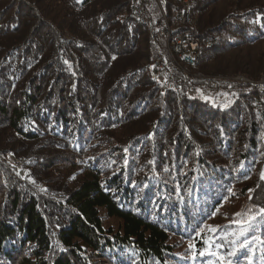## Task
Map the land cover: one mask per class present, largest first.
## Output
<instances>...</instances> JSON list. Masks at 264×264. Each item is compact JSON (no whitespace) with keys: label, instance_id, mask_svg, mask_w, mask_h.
Wrapping results in <instances>:
<instances>
[{"label":"trees","instance_id":"16d2710c","mask_svg":"<svg viewBox=\"0 0 264 264\" xmlns=\"http://www.w3.org/2000/svg\"><path fill=\"white\" fill-rule=\"evenodd\" d=\"M217 1L193 0L204 74L264 40V0ZM156 53L129 0H0V264H264V91L160 92Z\"/></svg>","mask_w":264,"mask_h":264},{"label":"built area","instance_id":"2783aa9c","mask_svg":"<svg viewBox=\"0 0 264 264\" xmlns=\"http://www.w3.org/2000/svg\"><path fill=\"white\" fill-rule=\"evenodd\" d=\"M132 1V16L143 17L150 20L154 37H158L157 39L154 38V46L157 53L153 57V69L159 76L161 88L164 90V86H176L178 89H181L187 82L192 84L193 79L189 77L190 75L188 72V67H191L190 55H195L196 47L200 43H207V40L197 41V32L189 29L188 13L190 9V0H177V4L174 6V9H176V27L181 28V36L177 38L175 45H168V43L165 42V30H167V27L163 0ZM209 38H212V36H209ZM170 48H177V58H170ZM168 68L175 72L176 78L170 83H165L162 80V75L164 72L168 71ZM261 107L262 103L256 105V108ZM7 160L15 168H19L22 163V159L17 156H15V158L7 157Z\"/></svg>","mask_w":264,"mask_h":264},{"label":"rangeland","instance_id":"374dc122","mask_svg":"<svg viewBox=\"0 0 264 264\" xmlns=\"http://www.w3.org/2000/svg\"><path fill=\"white\" fill-rule=\"evenodd\" d=\"M228 0H218L212 6V10L218 13L227 3ZM169 11V10H168ZM193 20V16H192ZM194 23V20L192 21ZM194 30H196L195 23L193 24ZM198 33V32H197ZM150 34V33H149ZM215 37V36H214ZM158 38V37H154ZM161 41V40H160ZM159 41V42H160ZM158 42V43H159ZM162 43V42H160ZM159 43V46H160ZM207 74L196 70L194 67H188L189 77L193 79L192 84L186 83L190 88H195L198 95L204 97L205 99H213L210 94L206 93L203 88L196 86L195 81L198 79H204L210 76H216L217 78H224L225 81H235L238 83L250 84L259 89H264V40H260L252 44L251 46H245L242 48H235L227 53H225L220 59L214 61L206 68ZM215 72H222L223 75H215ZM251 77H259L258 80H253ZM215 102L222 105L227 104L226 97H215ZM106 223L117 224L118 221L109 218L106 220ZM241 227V226H239ZM222 253L227 258V253L231 251L239 252V248L234 244L229 246V250L225 246H221ZM207 260V259H205ZM202 260L197 261L196 264H201ZM209 264H213L210 260L207 261Z\"/></svg>","mask_w":264,"mask_h":264},{"label":"bare ground","instance_id":"6f19581e","mask_svg":"<svg viewBox=\"0 0 264 264\" xmlns=\"http://www.w3.org/2000/svg\"><path fill=\"white\" fill-rule=\"evenodd\" d=\"M168 6V0H163V9L165 14V22L167 30H165V42L168 43V45H175L177 38L181 36V28L176 27V9L174 7L170 8V10H167ZM192 9H193V0H190V9L188 13V20H189V29L191 31L196 32L194 29V23L192 22ZM129 15L130 17L137 22L139 25L145 27L148 32L150 33L152 37V43L154 44V32L152 24L150 23V20H147L143 17H135L133 15V1L129 0ZM197 28V27H196ZM211 35H202L197 33V41H205L207 40V43H200L196 47V53L195 55H190V66L195 67L196 64L199 62V59L203 53L204 50L211 49L214 47L217 43L216 37L212 36V38H209ZM170 58H177V48H170ZM149 79L155 84V87L160 91L164 92L168 89H178L176 86H164L161 88V84H159V76L153 69V59L150 62L149 70H148ZM264 91V89H262ZM8 158H15L14 155L11 153L7 156Z\"/></svg>","mask_w":264,"mask_h":264},{"label":"snow or ice","instance_id":"6c2138e0","mask_svg":"<svg viewBox=\"0 0 264 264\" xmlns=\"http://www.w3.org/2000/svg\"><path fill=\"white\" fill-rule=\"evenodd\" d=\"M261 179H264V174L261 175ZM261 213H264V209H261ZM254 219V218H252ZM242 223V222H241ZM249 226L251 225V220L248 222ZM243 231V228H242ZM241 250L245 251L246 254L248 251H250L249 246L247 244L241 245ZM209 255H212L214 257L218 258L219 264H232V260L231 257H233L235 255V251H231L227 253V258L224 255H220L217 252H209ZM199 255L203 256L205 255L204 252H200ZM249 264H252V257L251 255H249Z\"/></svg>","mask_w":264,"mask_h":264}]
</instances>
